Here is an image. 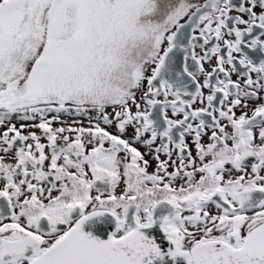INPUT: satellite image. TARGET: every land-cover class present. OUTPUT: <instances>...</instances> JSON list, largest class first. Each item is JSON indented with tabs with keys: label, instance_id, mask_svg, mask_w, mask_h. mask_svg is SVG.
I'll return each instance as SVG.
<instances>
[{
	"label": "snow or ice",
	"instance_id": "obj_1",
	"mask_svg": "<svg viewBox=\"0 0 264 264\" xmlns=\"http://www.w3.org/2000/svg\"><path fill=\"white\" fill-rule=\"evenodd\" d=\"M0 127V264H264V0H0Z\"/></svg>",
	"mask_w": 264,
	"mask_h": 264
},
{
	"label": "flooded vegetation",
	"instance_id": "obj_2",
	"mask_svg": "<svg viewBox=\"0 0 264 264\" xmlns=\"http://www.w3.org/2000/svg\"><path fill=\"white\" fill-rule=\"evenodd\" d=\"M197 51H199V49H197ZM206 66H207V65H206ZM234 78H235V77H234ZM108 111L110 112L111 109H108ZM237 114H239V113H237ZM93 115H94V113H93ZM78 117H79V116H77V118H78ZM61 119H62V117H61ZM62 120L66 121V126H67V124H72L73 121H82L83 126H87L88 123H89V121L87 120V118L85 119V117H84V118H80V119H75V118H74V115H70L69 117H66V118H64V119H62ZM13 122L17 124V127L20 126V124L15 120V118H13ZM59 126H60L59 124H54V125H53V127H59ZM73 126H80V125H79V124H75V125H73ZM3 131H4V128H3V127H0V132H3ZM37 132H38V134H39V130H37ZM42 142H46V141H42ZM141 151H144V149L141 148ZM193 154H195V152H194ZM146 158L151 159V157H146ZM161 158L163 159L164 157L162 156ZM154 164H155V162L153 161V166H154ZM151 170H152V169H149V171H151ZM170 170H171V169H170Z\"/></svg>",
	"mask_w": 264,
	"mask_h": 264
},
{
	"label": "rangeland",
	"instance_id": "obj_3",
	"mask_svg": "<svg viewBox=\"0 0 264 264\" xmlns=\"http://www.w3.org/2000/svg\"><path fill=\"white\" fill-rule=\"evenodd\" d=\"M69 116H70V115H63V116H61V117H62V119H64V118L69 117ZM74 118H75V119H80V118H84V117H78V118H77V116L74 115ZM85 119H86V118H85Z\"/></svg>",
	"mask_w": 264,
	"mask_h": 264
}]
</instances>
